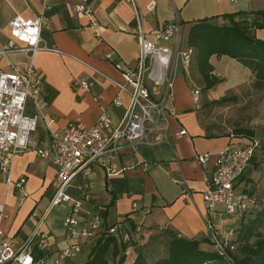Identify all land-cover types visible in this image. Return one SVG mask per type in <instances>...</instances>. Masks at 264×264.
<instances>
[{"label": "crops", "instance_id": "0c3cea01", "mask_svg": "<svg viewBox=\"0 0 264 264\" xmlns=\"http://www.w3.org/2000/svg\"><path fill=\"white\" fill-rule=\"evenodd\" d=\"M42 2L43 0H0V71H9L14 64L20 66V62L24 59L21 53L4 52L9 41L8 22L16 15L34 19L43 14L41 38L48 46L60 51L41 50L35 55V67L43 79V94L49 101L45 120L50 117L54 119L50 128L62 129L72 121L93 125L103 112L114 123L119 122L126 110L128 96L121 95L122 104L116 106L113 103L117 94L116 86L97 75L91 67L111 79L120 80L121 75L115 68V63L136 65L139 51L138 38L126 32L129 27H137L133 6L126 0H51L49 7L43 9ZM83 2L91 13L78 16L75 7ZM138 2L142 10L143 29L146 32H150L169 20H175L178 23L238 10L264 9L258 7L262 4V0H156L155 10L148 12L145 10L148 0H138ZM246 16L253 17L252 14H246ZM263 30L264 28L255 30L257 37ZM80 77L94 80L95 85L90 90L73 87L72 81ZM177 89L180 98L172 101V106L177 111V118L172 120L170 130L176 155L172 148L163 142L153 146L138 144L137 153L126 151L112 164L120 168L133 160L138 161L141 157L155 166L151 170L148 207L140 210V212H145L144 215L136 216L134 200H142L143 197L140 194H135L134 198L135 195H132L130 191L126 193L116 187L110 189L116 196L115 209L119 218H115V221L116 219L125 220L130 240L133 241H130L131 243L147 245L152 242L162 245L165 242L164 230L167 227L173 228L178 234L188 238L207 237L205 217L208 214L201 193L206 186L205 178L212 173L216 153L228 144L239 140L237 137L217 132V128L212 124L201 121L198 111L200 104L195 108L193 106V101L198 100L193 98L194 89L192 98H190L183 78L178 79ZM45 120H39L32 136L31 149L18 153L10 170L12 179L21 175L26 177L25 187L27 184L28 191L26 200L30 196L33 197L22 210L18 209L22 204L17 205L13 184L6 180V176L4 178L0 175V200L5 202L6 208L2 230L4 237L12 239L16 244H20L34 230L36 218L33 217L32 212L42 211L46 207L43 209L38 207L40 199L48 193L49 201L52 194L51 181L55 176V167L51 162L37 156L35 152L36 149L48 148L50 145V133ZM178 125L186 128V135L175 136L174 130ZM240 139L244 142L248 141L247 138ZM139 145L144 146L139 147V150ZM202 153L209 154V159L204 164H200L195 159L196 154ZM258 153L253 155L243 172L241 181L245 184L244 188H248V183L244 181L251 177L250 170L256 168L258 161L262 158ZM138 169L140 173H145L140 168ZM149 170L150 168L146 172ZM99 172L104 177L114 176L106 175L104 170L98 168L90 175L93 205H103L98 204L99 201L93 190V179H91ZM182 176L192 188L190 193L183 191L181 185L177 187L169 182L172 177ZM163 177L165 180L162 184L160 180ZM258 195L259 199L264 200V193L261 192ZM93 205L89 208L91 209ZM216 209L212 218L221 236H224L227 228H238L239 225L230 221V215L224 213L222 206ZM46 232L49 249L46 251L54 255L56 249L64 245L63 232L55 235L48 228ZM127 254L126 262L128 263L124 264H130L133 260L134 249L130 247ZM74 262L75 260L65 261V264H74Z\"/></svg>", "mask_w": 264, "mask_h": 264}, {"label": "built area", "instance_id": "2783aa9c", "mask_svg": "<svg viewBox=\"0 0 264 264\" xmlns=\"http://www.w3.org/2000/svg\"><path fill=\"white\" fill-rule=\"evenodd\" d=\"M50 1L43 0V9L49 7ZM126 1L133 6L137 22V27L126 29V32L138 38L136 65L115 63L120 80L111 79L91 67L97 75L116 86L117 94L113 99L116 106L122 104L121 95L128 96L126 110L117 123L103 112L93 125L72 121L62 129H51L50 124L54 119L50 117L45 120L49 101L43 94V79L35 67V55L41 50L60 51L48 46L41 38L43 14L34 19L16 15L8 22L9 41L4 52L21 53L24 59L20 66L14 64L11 70L0 71V171L13 184L17 205L20 206L28 197L26 177L21 175L12 179L10 170L15 156L31 149L33 133L39 120L44 119L49 128L50 145L35 152L54 165L55 176L51 181L52 194L46 207L42 211L32 212L36 218L35 228L20 244L4 237L2 221L6 208L5 202L0 200V264H65V261H74L86 245L92 246L106 234L128 241L130 234L123 223L124 219L109 223L103 216L104 205L95 204L91 209L85 207L87 203L93 204L90 175L97 168L104 170L106 175H118L136 167L143 172L148 171L149 165L141 157L120 168L112 165L126 151L137 153L138 144L153 146L163 142L176 155L170 130L172 120L177 118V111L167 102L173 96L175 67L180 63L184 70L188 69L191 50L180 49V28L175 20L166 21L146 32L138 0ZM156 6V0H148L145 10L152 12ZM75 12L78 16L91 13L84 2L75 7ZM94 85V80L86 77L72 81L73 87L85 90H90ZM198 93V89L193 90L195 100ZM174 134L182 137L187 130L178 125ZM258 146V140L250 138L244 142L239 138L218 151L212 173L205 178L206 186L201 191L208 214L205 217L207 236L216 251L227 259V249H234L231 241L236 235V227L227 228L224 236H221L212 217L216 208L222 206L224 213L241 220L259 204L253 193L239 185ZM195 159L204 164L209 154H196ZM174 181L182 186L183 191L191 192L192 188L185 177ZM57 205L67 208L61 222L64 245L57 248L53 255L46 251L48 235L42 227L52 208Z\"/></svg>", "mask_w": 264, "mask_h": 264}, {"label": "trees", "instance_id": "16d2710c", "mask_svg": "<svg viewBox=\"0 0 264 264\" xmlns=\"http://www.w3.org/2000/svg\"><path fill=\"white\" fill-rule=\"evenodd\" d=\"M246 14L253 17L248 18ZM263 28L264 9L204 16L189 23L186 49L191 50L190 64L200 76L202 92L224 81L216 75L211 57L227 55L252 71L254 87L264 94V39L255 34L256 29ZM230 98L222 96L209 103L221 106ZM234 133L250 135L251 130L236 128ZM245 189L253 193L252 189ZM110 194L109 205H105L103 212L104 218L116 199L112 192ZM255 196L259 204L240 220L231 241L234 249H227L229 259L216 251L208 236L188 238L167 227L162 245L152 242L147 245L135 244L130 239L123 241L113 234H106L90 247L84 264H109L111 261L112 264H124L130 247L135 252L130 264H264V200Z\"/></svg>", "mask_w": 264, "mask_h": 264}, {"label": "rangeland", "instance_id": "374dc122", "mask_svg": "<svg viewBox=\"0 0 264 264\" xmlns=\"http://www.w3.org/2000/svg\"><path fill=\"white\" fill-rule=\"evenodd\" d=\"M258 7L264 8V0H262V4H259ZM190 20L178 22V26L180 28L181 50L187 48V30ZM259 37L264 39V30L259 33ZM212 62L215 65L216 73L219 77L223 78L224 81L214 86L212 89L204 92H202L201 79L195 68L190 64L188 69L184 70L181 64L177 63L173 75V96L170 100H168L167 104L169 106H172L173 100H179L180 97L177 89V82L179 78H183L185 88L189 92L190 98H192L193 89H198L200 92V94L198 93V100L196 99L199 102L193 101V99L192 101L194 108L196 105L200 104L198 111L203 123L210 125L212 124L213 127L217 128V132H223L229 136L258 140L259 147H256L254 154L256 155L257 152H259L258 154L261 155L262 158L260 159V161H258L256 168L250 170L251 175H249L251 177L249 179H245L244 182H247V187L252 189L251 191L255 195L259 196L258 193H264V94L261 90H257L254 87V74L249 68L243 66L227 55H223L221 58L213 57ZM222 96H228L231 98L221 106L209 103L210 100L220 98ZM236 128H246L251 130V133L250 135H247L245 133L242 135H238L234 133ZM170 139L171 143L173 144L171 137ZM142 146L144 145H139L138 149L140 150L139 147ZM146 163L149 165V172L140 173L138 167H136L119 175L104 177L99 172L91 177V179H93V190L96 194L97 201H99L98 204L102 203L103 205H107L110 201L111 196L110 189L112 187H116V189L126 191V193L130 191L132 195L140 194L143 199L134 200V202L136 203V216L144 215L145 212H140V210L148 207L147 198L149 197L148 189H150L151 184V170L155 168L152 163L150 164V162L148 161H146ZM0 175H3L4 178L6 176V174L2 173L1 171ZM175 179L176 177H172L171 180L169 178V182L171 183V185L180 186L179 183L174 181ZM164 180V177L161 178L160 181L162 182V184ZM239 185L243 187L245 185L241 181V179L239 180ZM48 197L49 194L46 193L40 199V201L38 202L39 208L43 209L47 205ZM133 197L135 198L136 195ZM32 198L33 197L31 196L29 197L30 200H32ZM29 199L25 200L18 209L22 210L27 205V203H29ZM91 205L93 204L87 203L85 204V207L89 208ZM66 208L67 207L64 205L54 206L47 216L42 228L46 231L48 228L49 230H51L52 234H60V232L62 231L61 222L66 214ZM117 217L119 218V216H117L116 214L114 201V204L111 205L108 209L106 221L111 223L115 221V218ZM230 217V221H234L236 225H239L237 216ZM27 222L29 224V221ZM90 247V245L85 246L82 252H80L74 259V264H84L86 262L89 256ZM109 264H112V261L109 262Z\"/></svg>", "mask_w": 264, "mask_h": 264}]
</instances>
